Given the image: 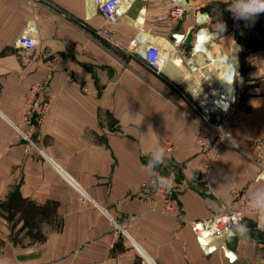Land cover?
Listing matches in <instances>:
<instances>
[{"label":"crops","instance_id":"crops-1","mask_svg":"<svg viewBox=\"0 0 264 264\" xmlns=\"http://www.w3.org/2000/svg\"><path fill=\"white\" fill-rule=\"evenodd\" d=\"M199 1L187 0L191 10L174 24L169 0H125L120 21L108 24L92 0H0V204L19 191L39 206L57 205L55 219L41 224L44 242L32 243L24 231L23 243H14L23 222L13 229L0 215V264H264V221H244L253 244L230 234L210 240L219 246L212 254L191 225L214 217L217 204L235 208L234 192L249 197L264 186V170L253 161L264 134V52L243 56V64L238 59L245 84L228 126L232 139L206 176L207 154L194 141L202 79L200 88L189 89V76L177 81L157 72L131 46L147 35L192 72L197 43L184 48L181 41L193 33L197 42L205 31L215 36L213 44L203 42L206 50L217 45L231 57L224 40L237 42L220 37L209 15L196 16ZM205 1L202 8L230 0ZM23 34H33L35 49L17 45ZM30 97L51 102L42 122L33 113L34 127L26 123ZM153 144L166 150L157 171L174 173L173 188H179L180 209L172 216L160 200L144 199L142 184L152 177L143 166ZM109 217L125 223L128 235L112 229Z\"/></svg>","mask_w":264,"mask_h":264},{"label":"built area","instance_id":"built-area-1","mask_svg":"<svg viewBox=\"0 0 264 264\" xmlns=\"http://www.w3.org/2000/svg\"><path fill=\"white\" fill-rule=\"evenodd\" d=\"M169 1L174 5L169 14V22L175 24L184 18L185 14L191 10V6L187 0H183L184 2H181V0ZM94 3L108 24H114L120 21L121 9L119 0H94ZM206 23L207 21L200 25H205ZM100 34L101 36L105 37L104 39L109 43L117 47H122V44L119 43L114 35L109 33L107 30H101ZM186 38L187 37L183 36L181 45L184 46ZM144 40L145 39L143 37L135 39L131 42V46L151 68L155 69L157 72H161L164 63L163 59L161 58L162 49L152 45L151 42L147 44ZM193 43V48H195L196 41ZM17 45L20 48L29 50H33L37 47L36 39L34 38L33 34L21 35L17 40ZM230 71L232 74V76H230V81L231 85L233 86V95L226 92L225 86L220 87L218 89V94L216 95V97L219 98V100L224 104L222 110L216 111L215 113L211 112L206 108V104L200 103L199 100L196 101V108L200 121L198 129L194 134V141L199 146V148H201L207 154L205 169L201 175L205 174L207 176L209 173L215 170L221 152L232 139V134L229 132L228 126L233 116V107L236 102V96L244 87L245 76L242 73V69L239 64L235 69H231L230 67ZM37 89L38 87H36L34 91H37ZM213 98H215V96ZM26 103L28 106L26 123L34 127L30 121L33 113L38 111L42 116L39 121L42 122L50 109L51 102H46L41 105L36 101V98L30 97ZM17 132L19 138H23L24 140L30 142L29 135L22 133L18 128ZM254 145L255 155L253 161L264 170V134L259 140L255 142ZM172 148V146H169V149ZM142 188L145 191L144 199L147 201H153L154 203H157L158 200H160L163 203L162 210L167 215L172 216L179 212V188H172L170 191L163 189L158 191L153 187L152 180L142 184ZM233 195L235 208H228L227 210L231 213H235L236 215L234 217L232 215L221 216L224 221L218 225H216L214 220L210 219L204 222L195 221L191 223L192 229L197 235L198 243H200L201 247L206 248L207 254H212L213 252L217 251L219 246L211 244L210 242L213 239L216 240L230 235L231 233H229V226L235 222V220L244 222L247 218L253 216L250 214L247 208L248 196L239 192H234ZM85 200L86 195L81 192L80 201ZM109 224L116 232L120 231L124 235H128L126 232L127 226L125 223L119 224L114 218L109 217ZM228 257L230 258V261L234 262L232 257Z\"/></svg>","mask_w":264,"mask_h":264},{"label":"trees","instance_id":"trees-1","mask_svg":"<svg viewBox=\"0 0 264 264\" xmlns=\"http://www.w3.org/2000/svg\"><path fill=\"white\" fill-rule=\"evenodd\" d=\"M230 3L231 0L212 2L203 7L201 12L207 13L217 25L218 20L226 25L222 32L218 29L220 37L232 35L237 44L242 46L244 57L251 53L264 52V13L260 14L254 23L236 20L227 10ZM56 209V204L39 206L29 199H24L19 191H15L7 202L0 204V215L14 222L13 229L23 222L13 236L14 243H23V239L19 237L24 231L32 243H36L46 240L47 237L41 232V224L52 222L56 217Z\"/></svg>","mask_w":264,"mask_h":264},{"label":"bare ground","instance_id":"bare-ground-1","mask_svg":"<svg viewBox=\"0 0 264 264\" xmlns=\"http://www.w3.org/2000/svg\"><path fill=\"white\" fill-rule=\"evenodd\" d=\"M119 2L121 9L120 14L122 17V14L126 9L125 0H119ZM181 2L184 1L181 0ZM92 4L95 8L94 0H92ZM123 17V21L130 22L129 19L124 15ZM210 35L208 36L205 31H201L198 35V40L196 42L197 49L193 52V59L189 61L192 72H188V70L185 69V67L180 63L179 58L178 60H175L174 56H171V54L168 52H162L161 58L164 61L162 70H164V72L172 78L176 79L177 81H182L185 74L189 76L188 81L185 83V86L189 89L192 88L196 90L197 88H200L197 78L202 79L203 86L201 87L200 92H197L198 97L196 98L199 99L200 103L206 104V108L208 110L215 113L216 111L222 110L224 104L216 96L215 98L212 97L214 92L220 87L225 86L226 92L233 95V86L231 85L230 81V76H232L230 67L231 69H235L238 66L237 53L239 51V47L237 46V43L233 45L232 57H228L224 53H221V48L217 45H215L212 51H207L203 46V42L208 41L209 44H213L210 39L214 40L215 36ZM147 37V35L144 36V41L148 44L151 42V39H147ZM151 43H153V41ZM206 57L210 59V61L213 63L212 65L206 64ZM210 220H214L216 225L223 223L224 221L222 217L215 219L212 217Z\"/></svg>","mask_w":264,"mask_h":264},{"label":"clouds","instance_id":"clouds-1","mask_svg":"<svg viewBox=\"0 0 264 264\" xmlns=\"http://www.w3.org/2000/svg\"><path fill=\"white\" fill-rule=\"evenodd\" d=\"M228 11L233 15L236 20H243L245 22H255L256 18L264 13V0H231L228 6ZM219 31L222 32L226 25L218 20ZM149 156L148 162L143 166V171L152 177V185L156 190L170 191L175 184V175L170 173L168 176L161 175L157 169L165 163L166 150L160 144H153L150 152L147 153ZM236 182H233V185ZM224 211L221 212V209ZM247 208L251 215H253L257 223L264 221V186L255 187L251 190L248 200ZM214 219L224 215H236L235 213L229 212L223 204H217L214 209ZM229 233L233 237H238L240 243L243 245H251L253 241L250 236V229L247 224L239 220H235L229 226Z\"/></svg>","mask_w":264,"mask_h":264},{"label":"rangeland","instance_id":"rangeland-1","mask_svg":"<svg viewBox=\"0 0 264 264\" xmlns=\"http://www.w3.org/2000/svg\"><path fill=\"white\" fill-rule=\"evenodd\" d=\"M156 3V2H155ZM205 3H206V1L205 0H203V1H199V2H197V4H196V16H198V15H200V14H205V13H202L201 12V8H202V5H205ZM210 34V33H209ZM224 42H225V44L227 45V47H231V57H232V47H233V43H232V41H231V39H228V38H225V40H224ZM232 45V46H231ZM238 59L240 60V62L243 64V62H244V59L245 58H243V52H239L238 51V53H237V63H238ZM243 66V65H242ZM243 68H244V66H243ZM245 69V68H244ZM245 72V71H244ZM245 75V74H244ZM218 94V89L214 92V94L212 95V97H214V96H216Z\"/></svg>","mask_w":264,"mask_h":264},{"label":"water","instance_id":"water-1","mask_svg":"<svg viewBox=\"0 0 264 264\" xmlns=\"http://www.w3.org/2000/svg\"><path fill=\"white\" fill-rule=\"evenodd\" d=\"M208 16V14H205ZM209 17V16H208ZM186 42H184V46L189 48L193 46V42H194V34L193 33H189L186 40Z\"/></svg>","mask_w":264,"mask_h":264}]
</instances>
